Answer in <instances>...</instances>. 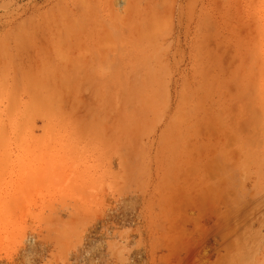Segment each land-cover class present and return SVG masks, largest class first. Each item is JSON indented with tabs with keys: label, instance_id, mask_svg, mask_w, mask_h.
<instances>
[{
	"label": "rangeland",
	"instance_id": "1",
	"mask_svg": "<svg viewBox=\"0 0 264 264\" xmlns=\"http://www.w3.org/2000/svg\"><path fill=\"white\" fill-rule=\"evenodd\" d=\"M0 264H264V0H0Z\"/></svg>",
	"mask_w": 264,
	"mask_h": 264
}]
</instances>
